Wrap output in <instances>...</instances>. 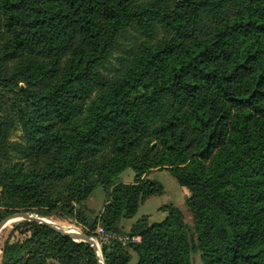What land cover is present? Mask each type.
Instances as JSON below:
<instances>
[{
	"label": "trees",
	"instance_id": "obj_1",
	"mask_svg": "<svg viewBox=\"0 0 264 264\" xmlns=\"http://www.w3.org/2000/svg\"><path fill=\"white\" fill-rule=\"evenodd\" d=\"M132 21L162 34L88 103L97 62ZM18 123L26 162L9 160ZM126 168L135 183L120 182ZM154 168L188 188L197 238L179 218H140L139 240L100 245L103 264L132 251L134 264H191L192 249L201 264H264V0H0V220L81 218L99 185L107 201L85 234L121 232L156 191L141 178ZM23 223L30 235L6 242L0 264H98L89 242Z\"/></svg>",
	"mask_w": 264,
	"mask_h": 264
},
{
	"label": "rangeland",
	"instance_id": "obj_2",
	"mask_svg": "<svg viewBox=\"0 0 264 264\" xmlns=\"http://www.w3.org/2000/svg\"><path fill=\"white\" fill-rule=\"evenodd\" d=\"M148 1L152 0H141V3L145 4ZM162 1L171 3L172 0ZM211 14L212 12L209 15ZM161 34L162 32L158 26H154L153 30L148 32V30H142L135 21L123 25L114 37L113 47L97 62L98 65L96 67L101 73L102 83L93 86L92 90L87 95L88 103L92 100L95 101L99 94L105 90L108 83L113 80H122L128 67L133 62L134 55L139 46L142 43L153 41ZM11 94V92L5 91V95L8 97H10ZM7 139L8 142L11 143V146H9V160L26 162L25 153L18 149L20 145L27 146L26 136L19 123L16 125L15 129L10 132ZM141 178L154 182L157 189L154 193L140 201L135 211L126 214L121 219L120 226L122 231L116 232V234L132 237L128 233L140 218H144L149 224L160 222L166 218H170V220L179 218L187 225L188 230L193 231L196 239L197 236L194 232L192 213L186 202V198L190 195L188 188L180 184L177 178L173 176L167 168L151 169L143 174ZM119 180L122 183L128 184L136 182L135 174L131 168L124 169L119 174ZM106 201L107 197L105 191L99 185H95L84 200L81 218L76 219V214L48 215L44 217L57 225L75 228L78 232L85 233L94 217L102 211ZM23 220L22 218L16 219L9 225H4L0 229V256L2 247L6 242L22 241L30 235L31 227L23 223ZM97 227L95 229V234L91 237L94 238L100 248L102 243H108L111 239L104 238L103 235L97 233ZM133 237H136L137 240L140 239L138 235H133ZM189 257L191 264H201L200 253L196 249H192L189 252ZM136 260L137 255L132 251L130 253L129 264H134ZM50 264L59 263L55 260H51Z\"/></svg>",
	"mask_w": 264,
	"mask_h": 264
},
{
	"label": "water",
	"instance_id": "obj_3",
	"mask_svg": "<svg viewBox=\"0 0 264 264\" xmlns=\"http://www.w3.org/2000/svg\"><path fill=\"white\" fill-rule=\"evenodd\" d=\"M19 218L27 219V220H31V221H36L38 223L50 226V227L56 229L57 231H59L61 233L67 234L68 236H70L74 240H82V241L89 242L90 245L95 250L98 264H103L100 248H99L98 244L96 243V241L94 240L93 237L88 236V235H86L85 233H82V232L69 231V230L65 229L64 227H62L60 225H57V224L53 223L52 221H50L48 219H45L44 217L39 216L37 214H34L32 212L21 211L20 210V211H13V212L7 214L5 217H3L0 220V229L4 226V224L8 220L19 219Z\"/></svg>",
	"mask_w": 264,
	"mask_h": 264
},
{
	"label": "built area",
	"instance_id": "obj_4",
	"mask_svg": "<svg viewBox=\"0 0 264 264\" xmlns=\"http://www.w3.org/2000/svg\"><path fill=\"white\" fill-rule=\"evenodd\" d=\"M97 233H100L101 235L104 236V238H110V239H117L121 241H126V240H137L136 237H129L127 235H118L114 231H106L104 230L101 226L97 227Z\"/></svg>",
	"mask_w": 264,
	"mask_h": 264
},
{
	"label": "bare ground",
	"instance_id": "obj_5",
	"mask_svg": "<svg viewBox=\"0 0 264 264\" xmlns=\"http://www.w3.org/2000/svg\"><path fill=\"white\" fill-rule=\"evenodd\" d=\"M45 218V217H44ZM45 219H47V218H45ZM16 219H11V220H8L4 225L5 226H7V225H9L10 223H12L13 221H15ZM61 226V225H60ZM62 227H64L65 229H67V230H69V231H77L75 228H68L67 226H62Z\"/></svg>",
	"mask_w": 264,
	"mask_h": 264
}]
</instances>
